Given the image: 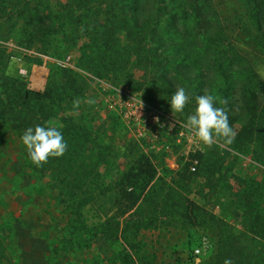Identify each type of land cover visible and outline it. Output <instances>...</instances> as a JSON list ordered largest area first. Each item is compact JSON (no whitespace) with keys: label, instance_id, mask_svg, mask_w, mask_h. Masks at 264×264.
I'll return each mask as SVG.
<instances>
[{"label":"rangeland","instance_id":"374dc122","mask_svg":"<svg viewBox=\"0 0 264 264\" xmlns=\"http://www.w3.org/2000/svg\"><path fill=\"white\" fill-rule=\"evenodd\" d=\"M131 1L133 6H139V9L145 11L144 17L153 15L159 21L162 20L161 12L156 10L152 0ZM177 1H185L190 5L194 0ZM49 2L56 10L70 11V17L75 18L71 12L72 6L67 0ZM244 2L245 0H214L218 21L226 29H216L210 36L213 40V36L227 35L234 48L231 52L244 57L245 60H241L237 71L231 74L233 79L241 78V71L247 67V75H252L255 69L264 78V58L253 50L243 33L242 26L247 21V13L243 10ZM8 3L14 4L15 0H9ZM10 11L11 8L0 18V42L3 44L0 45V109L5 108L11 116H15L20 112L19 106L27 104L23 107V115H26L23 119L25 126L19 129L25 131L28 127L40 125V121L47 115L46 106L41 107L44 104L42 101L38 109L40 119L36 121L34 118L32 122H27L32 115L29 109L38 101V95L49 83L51 65L56 63L63 69H77L80 56L78 50L84 41L77 39L71 29L66 30L67 27L64 30L70 41L62 50L55 40L56 37L44 36V30L23 35L24 31L18 28L21 22L16 23L14 16L10 20L13 15ZM185 33L189 36L190 29ZM72 38L75 40H71ZM200 45L202 44L199 43L198 46ZM150 48L155 46L150 43L147 49ZM167 50L174 51L171 47ZM187 50L192 52L188 47ZM214 51L200 50V59L208 71H211L208 67L210 64V75L214 74L216 78L218 76L221 84ZM250 60L254 66L252 70L249 68ZM133 62L131 60V65ZM131 65H115L121 68L118 70L119 79H100L92 73L80 71L87 83L85 96L75 101L73 108L68 109L65 106L66 109L60 111L57 119H48L55 126L68 117H74L78 122L86 120L104 147L102 159L96 165L95 161L91 163L92 170L87 169L88 164L85 163L82 167H74L71 174L62 173V177L71 176V182L76 180V192L80 195V200L63 198L60 186L54 185V175L50 170L46 169L43 178H39L41 166H35L25 157V147L20 138L9 137L1 142L0 234L8 247L6 264H50V257L71 264H112L116 257H124L121 255L122 251L128 247L122 235L124 229L135 226L134 223H142V226L154 224L158 227L163 223L169 224L167 232L157 231L155 236L144 232V236L141 234L138 237L139 240L143 237L147 244L149 253L145 256L153 254L154 250L158 251L159 264H201L207 254L196 258L194 249L205 237L211 242V248L206 253L209 254L216 248L220 241L219 220L236 233H247L254 239V246L264 250V166L253 161L240 147L232 149L236 131L233 127V136L220 137L206 147L200 175L183 179L165 166L162 160L156 179L142 196L138 206V219L116 217L118 193L114 183L121 180L136 164L141 154H146L147 140L140 137L136 129L116 111L114 101L119 96L123 101L125 96L121 92H126L144 100L166 117L179 118L182 122L186 121L195 107V104L187 103L183 113H172L167 104L160 108L158 104L150 103L147 98L151 93L148 87L149 72L140 66ZM40 71H45L44 77ZM40 81L45 83V88L37 91L36 84ZM62 81L65 83L66 78ZM26 91L30 92L29 100L23 101ZM205 93L212 94L208 89ZM182 114L186 115L182 117ZM8 124L0 125V133L13 128V125ZM95 152L100 153L99 150ZM62 177L58 176L57 179ZM246 187L253 188L250 190L252 193L255 188L259 190L258 195H252L249 200L252 204L255 203L254 210L246 208L247 202L237 196ZM80 203L84 205L80 206ZM73 232L79 237L72 242L73 237L70 235ZM129 237L133 241V236ZM66 238L73 243L70 251L60 254L61 258L52 256L50 250L58 247Z\"/></svg>","mask_w":264,"mask_h":264},{"label":"trees","instance_id":"16d2710c","mask_svg":"<svg viewBox=\"0 0 264 264\" xmlns=\"http://www.w3.org/2000/svg\"><path fill=\"white\" fill-rule=\"evenodd\" d=\"M8 1L0 0V18L11 8L10 12L13 15L10 20H13L14 16L16 23L21 22L18 28L24 31L23 35L44 30V36L56 37L55 40L62 50L70 41L64 30L67 27L66 30L71 29V33L77 39L84 41L78 50L80 56L77 60V69H63L56 63L51 65L49 83L38 95V101L29 109L32 115L28 117L27 122H32L34 118L36 121L40 119L38 109L42 101L44 104L41 107L46 106L47 115L40 121V125H53L52 122L49 123L50 119H57L62 109L73 108V103L83 98L86 91V79L80 71H87L100 79L118 78L120 67L131 65L133 60L135 64L133 62L131 66L136 65L148 70L150 76L148 87L151 93L147 98L150 103H156L160 108L163 104H167L171 110L168 100L171 93L178 87H184L190 93L188 104L193 105L196 96L205 94L206 89L210 90L211 95L215 97V106L225 109L230 127L236 129L231 144L232 149L240 147L253 161L264 166V78L255 69L252 75H247L248 67L241 71L243 75L241 78L233 79L231 76L237 71L241 60L245 59L240 54L231 52L234 48L227 35H216L213 36V40L211 39L210 35L216 29L218 31L226 29L218 21L214 0H194L190 5L185 1L152 0L157 7L156 10L161 12L162 20L160 21L153 15L144 17L145 11L139 9V6H133L134 3L132 4L131 0H116L118 2L67 0L72 6L71 12L75 18L70 17V11L56 10L49 0H15L14 4H7ZM243 5H245L243 10L247 13V21H244L242 26L243 33L253 50L264 58V0H245ZM188 28L189 36L185 33ZM209 32L211 33L208 34ZM150 43L155 48L147 49ZM199 43L202 45L198 46ZM170 47L174 51H168ZM187 47L192 49V52L189 53ZM207 49L215 50V64L220 73L221 84L218 76L216 78L214 74L210 75L212 71L210 64L208 67L211 71H208L201 63L200 50L207 51ZM117 63L121 66L116 67ZM250 67L251 70L254 67L252 61ZM65 78L66 82L63 83L62 79ZM29 94V91L24 93L23 101L29 100ZM25 106L27 104L20 105V112L15 116H11L5 108L0 109V125L4 126L8 123L13 125V128L0 133V144L9 137L20 138L23 134L24 131L19 129L25 126L23 123L24 117L26 118V115H23ZM57 127L67 142V149L62 156L50 157L46 163L42 164L39 178H43L47 172L46 169L50 170L54 175V185L60 186L61 196L67 200H80V195L76 192L78 188L76 180L71 182L72 177H62V173L71 174L74 167H82L85 163L88 164L87 169L92 170L91 163L95 161L96 165L102 159L104 147L101 146L102 143L98 141L99 136L86 120L78 122L74 117H68L60 121ZM13 129L16 131H12ZM97 150L99 154H96ZM24 153L28 158L26 150ZM192 158L199 160V170L193 173L189 169V164H185L177 172V175L183 179L200 175L205 153L192 155ZM157 174L158 169L151 157L145 153L141 154L136 164L124 174L121 180L114 183L118 193L116 217L127 216L131 220L138 219L140 215L138 206L142 196L154 182ZM58 176L62 178L57 179ZM74 179L77 177L74 176ZM252 189L246 187L237 194L238 198L247 202L246 208L250 210L256 209L255 203L249 202L250 197L257 196L259 193L257 188L252 193L250 191ZM82 205L84 203H80V206ZM218 222H220L218 223L220 241L209 254L204 253L207 254L206 259L201 264H224L226 258L231 259L232 264H264V250L254 246V239L250 235L244 232L236 233L222 220ZM119 225H121L120 221ZM134 225L125 228L122 235L128 247L122 251L121 255L124 257L122 259L116 257L112 264H159L158 251L154 250L153 254L145 256L149 253L147 244L143 237L140 240L138 237L141 234L144 236V232L153 236L157 231L167 232L169 224L163 223L161 227L154 224L142 226V223H134ZM70 236L73 237L72 242L79 237L76 232ZM129 236H133V241L128 239ZM72 242L70 243L66 238L58 247L51 249L50 254L61 258L60 254L64 255L70 251ZM48 260L50 264H71L53 257ZM7 261L8 247L3 235L0 234V264H6Z\"/></svg>","mask_w":264,"mask_h":264},{"label":"built area","instance_id":"2783aa9c","mask_svg":"<svg viewBox=\"0 0 264 264\" xmlns=\"http://www.w3.org/2000/svg\"><path fill=\"white\" fill-rule=\"evenodd\" d=\"M20 71L24 72L23 69ZM121 94L125 98L122 101L118 95L119 98L113 103L114 108L133 129H136L140 137L147 140L145 152L151 157L158 171H160L159 163L163 160V164L174 173L179 172L187 163L190 171L196 173L200 162L197 158H192V155L205 153L206 148L201 151L196 146L194 137L184 128V122L177 118L166 117L163 112L150 107L138 97L126 92ZM210 248L211 242L205 237L194 249V255L198 258Z\"/></svg>","mask_w":264,"mask_h":264},{"label":"clouds","instance_id":"9594fccd","mask_svg":"<svg viewBox=\"0 0 264 264\" xmlns=\"http://www.w3.org/2000/svg\"><path fill=\"white\" fill-rule=\"evenodd\" d=\"M189 100L190 94L185 88L178 87L168 100L171 112L183 113ZM183 126L194 137V142L201 151L220 137L234 135L227 112L223 107H216L215 97L208 93L195 97V107ZM20 140L27 151L28 159L37 167L46 163L50 157L62 156L67 149L61 130L51 124L28 127ZM224 264H232V260L226 258Z\"/></svg>","mask_w":264,"mask_h":264},{"label":"crops","instance_id":"0c3cea01","mask_svg":"<svg viewBox=\"0 0 264 264\" xmlns=\"http://www.w3.org/2000/svg\"><path fill=\"white\" fill-rule=\"evenodd\" d=\"M2 42H0V45L2 46L3 44H1ZM6 43H4V45H5ZM7 44H9V43H7ZM42 74H43V77L45 76V71H40ZM36 86H37V88L35 89V90H37V91H42V90H44V88H45V83L44 82H39L38 84H36Z\"/></svg>","mask_w":264,"mask_h":264}]
</instances>
